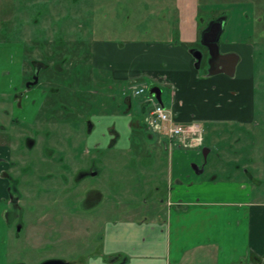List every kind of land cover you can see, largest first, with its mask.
<instances>
[{"label": "rangeland", "instance_id": "obj_1", "mask_svg": "<svg viewBox=\"0 0 264 264\" xmlns=\"http://www.w3.org/2000/svg\"><path fill=\"white\" fill-rule=\"evenodd\" d=\"M8 1L12 0H5L4 4L7 2V5L0 6L1 25H7L12 19ZM43 1L44 7L38 9L41 11L40 16H37L38 23L33 22L37 9L28 13L18 12L13 17V26L19 30L13 27L5 33L0 31L4 38L23 45V35L26 34H23L24 30L27 27L37 30V37L27 39L24 44L34 43L36 47H42L39 56L48 65L40 75L42 88L46 89L50 85L59 88L55 92L47 91L42 96L44 105L34 122H31L30 116L25 114L28 110H25L23 116L7 97L13 86L18 87L20 63L16 58L20 47L0 45V125L9 127L7 136L11 137V154L14 145V153L17 154L11 157L15 163L11 169H8L6 163L0 162V190L3 193H0V197L6 198L9 195V188L14 184L12 180H16L21 196L19 211L22 213L21 228L17 231L13 216L10 214L6 217L7 205L6 209L0 205V264H38L51 258L76 259V264H79L80 256H83V264H86L88 257L94 256V249L101 245H97V238L104 220L120 222L130 219L128 217L140 218L145 212L150 216L164 217L166 204L156 199L154 188H161L163 182H167L171 160L175 168L181 163L186 167L181 177L186 185L172 184L170 199L174 203L195 201L198 198L200 201L264 203L262 77H257L255 96L256 101L261 98V105L254 107L253 122H202L205 146L210 149L205 162L202 160L201 149L169 150L161 140L158 141V135L150 137L139 129L132 133L130 148L128 146L131 142L127 139L129 130L123 128L124 139L118 150L105 149L104 155H101L98 149L92 147L86 152L85 145L89 143L92 146L91 137L99 135L98 126L101 125L97 126L95 114H115L117 103L123 106L129 85L127 78L115 80L111 76V68L94 62V44L107 42L114 48H123L132 43L168 41L171 35L168 29L171 26L173 31L176 21L175 0ZM199 3L205 9L201 11L203 18L207 17V12L209 14L213 11L215 14L220 12L228 15L227 23L231 24V28L241 22L247 24L246 29L250 28L255 35L251 36L250 41L254 46L255 59L260 64L258 71L264 78V35L261 33L264 31V0H199ZM46 4L50 5L49 11H46ZM235 9H239V16H232ZM54 10H58L59 14L53 13ZM230 11H233L231 18ZM62 60L64 69L59 71L55 64ZM108 61L110 59L106 64ZM206 65V59H203L201 68ZM4 71L11 72L4 74ZM136 79L146 83L148 92L152 81L145 76ZM68 84H71L70 87ZM162 88V98L166 101L168 89L164 86ZM132 104L131 112L141 114L142 107L146 110L148 102L135 97ZM68 107L72 111H66ZM88 113L92 114L97 126L90 137L86 136L82 124ZM15 117L18 119L12 122ZM70 127L74 129V137L72 145H67L61 137L66 139ZM190 128H185L182 133L186 136ZM197 134L198 131L194 138ZM29 135L36 139L32 147L25 140ZM182 138L177 139V143ZM192 142L189 140L187 143ZM5 151L7 153L6 147ZM5 151L0 153L4 154ZM91 156L98 159L106 156L103 164L99 161L101 174L85 176L78 184L73 177L79 174L81 167L90 164ZM179 156L182 162H178ZM194 164H202L203 172L196 174L192 166ZM64 176L68 178L67 184ZM96 185L106 190V197L100 207L85 214V219L91 225L89 236L86 240L80 235L74 236V241L67 240L59 232L64 231L65 224L70 220H64L58 233L52 228L56 218H65L62 215L65 208L53 202L54 198L63 196V203L71 204L73 211L78 209L79 195L86 188ZM65 188L70 190V198L69 193L66 196L60 195ZM152 189L150 197L148 193ZM82 226L83 220L74 221L75 228Z\"/></svg>", "mask_w": 264, "mask_h": 264}, {"label": "crops", "instance_id": "obj_2", "mask_svg": "<svg viewBox=\"0 0 264 264\" xmlns=\"http://www.w3.org/2000/svg\"><path fill=\"white\" fill-rule=\"evenodd\" d=\"M174 7L176 21L173 31L171 26L168 29V41L132 43L123 48L101 43L94 49L95 62L102 64L110 59L108 67L123 79L145 76L161 88L166 87V101L161 92L163 105L174 123L189 125L191 131L194 126L202 129V122H253L249 99L260 67L250 41L253 31L242 22L231 28L227 23L229 16L220 12H207V17H201L205 9L199 0H175ZM238 10L230 11V18L232 13L239 16ZM219 15L225 19L218 39L219 53L237 58L234 79L225 73L226 64L218 66L221 71L211 75L207 73L208 64L201 68L203 60L197 68L190 51L199 48L206 59L207 49L200 41L204 24L199 16L208 21ZM232 90L239 93L235 95ZM192 140L190 149H199L200 140L204 145L203 130ZM178 160L182 162L180 156ZM170 166L167 184H173L175 178L184 184V163L175 168L171 160ZM0 193L3 195L1 190ZM154 196L159 200L158 194ZM170 198L169 194L164 201L159 200L166 204L164 217L145 212L140 218L106 221L102 253L117 256L106 259L99 254L90 255L86 264H264V203L198 198L177 204ZM0 205L6 209L4 196L0 197Z\"/></svg>", "mask_w": 264, "mask_h": 264}, {"label": "flooded vegetation", "instance_id": "obj_3", "mask_svg": "<svg viewBox=\"0 0 264 264\" xmlns=\"http://www.w3.org/2000/svg\"><path fill=\"white\" fill-rule=\"evenodd\" d=\"M53 1V0H52ZM57 1V0H56ZM5 0H1L0 1V6L3 5H7ZM47 3V2H45ZM44 1L43 0H12V1H8V5L10 7L11 12L9 14H11L12 19L9 20L7 25H1L0 24V31L2 30V32H7L8 28L11 29L15 26L14 21H13V17L18 13H28L29 11L33 10V9H37L35 17L33 19V22L36 24L38 23V18L37 16H40L41 11L38 10L40 8L44 7ZM46 6V11L50 10V5H45ZM48 7V8H47ZM56 12L57 13L58 10H54L53 13ZM55 14V15H56ZM8 17H10V15H8ZM220 18H224L223 16H217L213 19H208V21L203 20L200 16H199V21L204 24V28L202 33L205 31V29L208 27V25L210 24V22H213L217 19ZM9 19V18H8ZM225 20V19H224ZM223 20V23H224ZM206 21V22H205ZM16 28V27H15ZM19 30V28H16ZM14 31V33H16L17 31ZM27 30V31H26ZM24 30L23 34V45H19V43L14 42L15 40H11V39H6L4 38L2 35H0V45H14V46H19L20 47V53L19 56L16 58V60L20 63V77L17 78V82H18V87H14L11 90L10 95H7V97L11 100L12 106L17 110L20 111V113L23 114L24 116V112L25 110H28L25 114L26 116H30L29 118L31 119V122L35 120V118L38 116L39 111L42 109V105H44V100L42 98L43 95L47 94V91H52L55 92L57 91L59 88L56 86H49L48 88L44 89L41 86V81H40V75L42 73V71L44 69L47 68V64L43 61V59L39 56L40 53H42V47H36L33 43H25L27 39L32 40L33 38L37 37V30L32 29L31 27H27V29ZM264 35V32H263ZM201 41V39H200ZM14 42V43H12ZM28 42V41H27ZM101 43H105L107 44V42H96L93 46L92 49V56L94 54V49L97 48V46H99ZM203 47H205L202 44ZM34 47H36L35 51ZM33 52V53H32ZM204 57H205V53H204ZM203 57V59H204ZM208 57V55H207ZM206 57V58H207ZM237 57V56H236ZM234 56L231 55V66L232 63L234 61ZM202 59V60H203ZM93 60L95 62L94 56H93ZM221 60L224 59H218L216 61V63L219 62V64L222 66L225 65V63H221ZM63 61H57V63L55 65H57V70L62 71L63 68ZM202 62V61H201ZM96 63V62H95ZM215 63V64H216ZM99 64V63H96ZM213 65L215 67H213V69L218 68L217 65ZM102 65L106 68L108 67V64H106L105 62ZM107 65V66H106ZM237 66H238V62L235 63L234 65V70L233 73H231V78L234 79L237 75ZM209 68V65H208ZM111 70V76L115 79V80H120L123 79L122 76H119L118 73H115L114 70ZM11 71H4V74H10ZM207 73H208V69H207ZM258 79H262V83L264 85V78L263 76H261V74L259 73V75L257 76ZM257 77L253 80L252 83V95L250 96V103H251V107L252 110L254 112V107L255 106H259L261 105V98H259L256 101V89L258 87V83H257ZM127 80L129 81V85L126 88V94L124 97V101H123V106L121 107V104L117 103V112L115 114H111V115H101V114H95L97 117V126L98 124L101 126H98V133L99 135H93L92 132L94 130L96 126L95 121L93 120L92 114L88 113L86 114L82 124L86 133L87 137H90L91 135H93L91 137L92 141L90 142L92 144V146H89V143L87 145H85L86 147V152L90 150V148L94 147L96 149H98V151H100L101 155H104V150L105 149H114V150H118L119 148H121V143L123 141V128L129 130V135L127 137L128 141L131 142L128 146V148H130L132 146V141H131V136L132 133H136L138 131H136V129L142 130L145 132V135L147 136H152V135H158V141L163 142L164 147L170 149H175V148H192V146L187 143V140H192L194 138V134L196 133L197 130H195L191 136H189L188 138L185 137V133L180 134L179 136H177L175 139L170 137L168 135V133H165L164 128H163V123H161V127L159 130H154L152 129V127H150V120L152 119V109H153V105L152 102L150 101L151 99L156 100L155 96L153 94H151L146 90L147 85L146 83H142L139 82L136 77H133V75L126 77ZM69 87L71 84H68ZM260 85V84H259ZM111 86V85H110ZM143 86V91L141 93H135L136 90L139 89V87ZM151 86H156V84L151 83ZM150 86V87H151ZM159 86V85H157ZM160 87V86H159ZM161 88V87H160ZM162 89V88H161ZM232 92L237 95L239 93V90H232ZM36 97V98H35ZM139 98L140 100H146V102H148L147 105V109L145 110L144 106L142 107L143 112L140 114L139 112H131L133 109V104H132V99L133 98ZM164 108H166L163 105V102L160 103ZM34 107H36V110H34ZM132 109V110H131ZM167 109V108H166ZM72 111V108L70 109V107L67 108L66 111ZM130 114V115H129ZM98 115V116H97ZM125 117V118H124ZM18 117L13 118L12 122H14L15 120H17ZM81 123V122H80ZM251 123V122H248ZM179 124V123H177ZM183 126H189L186 124H181ZM11 126H13V124H11ZM14 127V126H13ZM101 127V128H100ZM9 127L8 126H4V125H0V151L4 152L5 151V147L7 148V153L5 151L4 154H6L7 156L4 157L5 155L1 152L0 153V162H4L8 165V169H11L12 167L15 166V163L13 161H11V157H14L15 155H17L16 153H14L15 150V145L13 146V153L11 154V137L7 136ZM199 131L201 132L202 129L199 128ZM192 132V131H191ZM19 133V132H17ZM18 137L19 134H17ZM73 137H74V129L72 127H70L68 129V136L66 137H61L62 139H64V141L66 142L67 145H72L73 143ZM181 142L177 143V139L181 140ZM99 138V139H98ZM123 138V139H122ZM16 139V138H15ZM163 139V140H162ZM26 143L29 147H32L35 144V138L32 136H26L25 138ZM202 140V139H201ZM201 140L200 142L197 144L199 146V149H201L202 152V160L205 162L206 158H207V154L209 152V148H207L205 146V144H201ZM86 140H84L85 143ZM90 144V145H91ZM69 147V146H68ZM204 152L206 153V156L204 157ZM106 157V156H104ZM103 157V158H104ZM100 157V159H98V157L96 156H91L90 158V164L87 165V167H81V169H79V174L75 175L73 178L74 180L76 179V182L79 184V182L81 180H83V178H85V176H92V175H99L101 174V166L99 167V161L100 163L102 162V164L104 163V159ZM103 159V160H102ZM63 160V159H62ZM197 165V169L198 168H203V165L201 164H194ZM5 170V169H4ZM194 170V169H193ZM195 171V170H194ZM203 172V171H202ZM201 172V173H202ZM196 173V172H195ZM196 174H200V173H196ZM64 181L67 184L68 182V178L64 176ZM13 181V185L10 186L9 188V195H7V197L5 198V202L7 205L8 210L6 211V217L10 216V214L13 216V218L16 220V229L17 231L21 228V217H22V213L19 211L20 209V193L17 189V181L16 180H12ZM180 178H175L173 180V184H178L180 182ZM173 185H169L167 184V182H163V185H161V188L158 186H155V190L156 193L158 194V198L159 200L164 201L165 200V196L169 195L172 191ZM151 191V193L153 192V190ZM69 193V198H70V190L68 188H65V190L60 193V195H64L66 196ZM151 193L149 192V196H151ZM106 197V190L103 189L101 186H91L89 188H86L81 195H79V201H78V209H75L72 211V205L64 202L62 200H64L63 196L60 198H54L53 202H57L61 207L60 208H65L64 211H62V215L65 217L63 220L59 217L56 218L57 220L54 222L55 225H52L53 229H56V232L58 233L59 231V226H62L63 222L65 219L70 220L69 223H66V227L64 229V231H60L59 234L63 235L66 237L67 240H75L76 237L74 236H78L80 235L82 237V239L85 238V240L87 239V237L89 236L90 230H91V225L89 220H86L85 218V214L88 211H94L96 210L98 207H100L102 205V202L104 200V198ZM68 201L70 199H67ZM103 209V208H102ZM105 209V208H104ZM75 211V213H73ZM78 219V220H83V226L81 228H75L74 227V221ZM106 220H104L103 222V227H102V231L100 232V234H98V244L99 247L97 246L96 249H94V254H99L101 256H104V258L106 259H114L117 255L113 254L112 256H107L104 255L102 253V240L104 237V226H105ZM46 224L50 225V222H47ZM48 226V227H49ZM77 226V225H76ZM52 229V230H53ZM76 230V232H75ZM75 232V233H74ZM74 233V234H73ZM78 239V238H77ZM81 239V240H82ZM84 240V241H85ZM65 260V259H63ZM68 262V264H76L77 261L76 259L72 260H65ZM83 256H80L79 258V264H83ZM42 262V261H41ZM19 263H23V262H19ZM40 263V262H39ZM38 263V264H39ZM17 264V263H16ZM25 264V263H24Z\"/></svg>", "mask_w": 264, "mask_h": 264}, {"label": "water", "instance_id": "obj_4", "mask_svg": "<svg viewBox=\"0 0 264 264\" xmlns=\"http://www.w3.org/2000/svg\"><path fill=\"white\" fill-rule=\"evenodd\" d=\"M223 20L224 18L217 19L213 22H210L208 27L205 29V31L202 33L201 36V43L206 47L207 49V55L208 57L206 58L207 64L209 65L208 68V74H215L217 72H220L221 70L218 68L213 69V66L218 59H226V61L221 60V63L226 64V68L224 67L225 73L229 74L231 76V73H233L234 70V65L237 62V58H234V61L231 66V59L230 56H227L229 54H220L219 53V47H218V39L219 35L222 31L223 27ZM191 53L193 54L195 58V66L198 68L203 57H204V52L199 49V48H192ZM234 56L233 54H231ZM229 61V65L226 63ZM215 65L220 66L219 62L216 63ZM149 92L153 94L156 98V100L159 103H162V98H161V92L162 89L159 86H151L149 88ZM206 156V153L204 152V157ZM193 169L195 170L196 173H201L203 171V168H198L197 165H192ZM17 264H24V263H17ZM39 264H68L67 261L61 259V258H51V259H46L40 262Z\"/></svg>", "mask_w": 264, "mask_h": 264}, {"label": "built area", "instance_id": "obj_5", "mask_svg": "<svg viewBox=\"0 0 264 264\" xmlns=\"http://www.w3.org/2000/svg\"><path fill=\"white\" fill-rule=\"evenodd\" d=\"M142 91H143V86L139 87V89L136 90L135 93L138 94L141 93ZM150 101L152 102L153 105V109H152L153 117L149 122L150 127H152V129L159 130L161 127V123H163V128L165 133H168L170 137L175 139V137L179 136L185 130V128L188 127L174 123L171 117V113L168 109L164 108L154 99L150 98ZM195 130L199 131V127L194 126L192 132H194Z\"/></svg>", "mask_w": 264, "mask_h": 264}]
</instances>
